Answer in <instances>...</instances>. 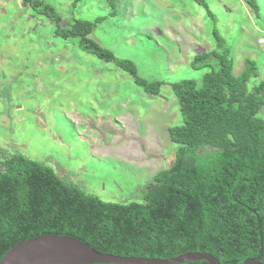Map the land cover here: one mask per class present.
Listing matches in <instances>:
<instances>
[{"label": "rangeland", "instance_id": "rangeland-1", "mask_svg": "<svg viewBox=\"0 0 264 264\" xmlns=\"http://www.w3.org/2000/svg\"><path fill=\"white\" fill-rule=\"evenodd\" d=\"M37 1L38 9L0 0V161L23 153L103 200H140L173 164L169 127L182 116L171 83L201 80L207 68L192 60L216 46L215 32L235 74L251 58L264 78V0H253L258 10L248 0ZM42 10L58 12L59 27L99 19L91 37L132 60L139 76L162 81L160 92L145 91L77 38L57 36Z\"/></svg>", "mask_w": 264, "mask_h": 264}, {"label": "trees", "instance_id": "trees-1", "mask_svg": "<svg viewBox=\"0 0 264 264\" xmlns=\"http://www.w3.org/2000/svg\"><path fill=\"white\" fill-rule=\"evenodd\" d=\"M25 2L37 9L40 3ZM42 13L57 23V36L77 38L84 51L115 61L145 91L160 92L162 81L139 76L132 60L91 37L99 19L59 27L58 12ZM214 34L216 46L192 60L194 68H207L201 80L171 83L182 116L169 127L178 145L175 160L154 175L140 200H103L23 153L0 161V261L19 242L48 234L123 256L198 251L214 254L221 264L260 256L264 264V78L251 58L235 74L226 40Z\"/></svg>", "mask_w": 264, "mask_h": 264}, {"label": "water", "instance_id": "water-1", "mask_svg": "<svg viewBox=\"0 0 264 264\" xmlns=\"http://www.w3.org/2000/svg\"><path fill=\"white\" fill-rule=\"evenodd\" d=\"M196 260L221 264L214 254L208 252L189 251L171 258L123 256L99 252L72 236L44 234L16 244L0 264H180ZM243 264L263 263L260 256Z\"/></svg>", "mask_w": 264, "mask_h": 264}]
</instances>
